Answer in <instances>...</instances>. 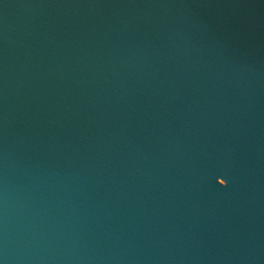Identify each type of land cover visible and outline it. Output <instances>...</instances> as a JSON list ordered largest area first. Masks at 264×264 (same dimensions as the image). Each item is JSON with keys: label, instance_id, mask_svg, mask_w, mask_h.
<instances>
[{"label": "water", "instance_id": "95a60500", "mask_svg": "<svg viewBox=\"0 0 264 264\" xmlns=\"http://www.w3.org/2000/svg\"><path fill=\"white\" fill-rule=\"evenodd\" d=\"M0 264H264V0H0Z\"/></svg>", "mask_w": 264, "mask_h": 264}]
</instances>
